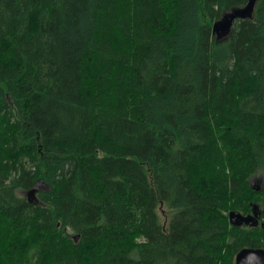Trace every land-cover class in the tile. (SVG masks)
<instances>
[{
	"label": "trees",
	"instance_id": "1",
	"mask_svg": "<svg viewBox=\"0 0 264 264\" xmlns=\"http://www.w3.org/2000/svg\"><path fill=\"white\" fill-rule=\"evenodd\" d=\"M249 1L0 0V264L264 249V0L213 33Z\"/></svg>",
	"mask_w": 264,
	"mask_h": 264
},
{
	"label": "water",
	"instance_id": "2",
	"mask_svg": "<svg viewBox=\"0 0 264 264\" xmlns=\"http://www.w3.org/2000/svg\"><path fill=\"white\" fill-rule=\"evenodd\" d=\"M257 0H250L247 6L243 8H235L227 14H224L221 19L213 25V33L217 35L218 40L224 39L232 30L236 20L251 18L255 10ZM38 189L34 187L27 195L30 201H35L36 192ZM261 208L258 204H254L252 211L248 215L232 211L229 213V221L233 226H261L264 228V223H261ZM235 264H264V249L263 248H244L235 258Z\"/></svg>",
	"mask_w": 264,
	"mask_h": 264
},
{
	"label": "rangeland",
	"instance_id": "3",
	"mask_svg": "<svg viewBox=\"0 0 264 264\" xmlns=\"http://www.w3.org/2000/svg\"><path fill=\"white\" fill-rule=\"evenodd\" d=\"M264 179V174L263 173H259V174H256L252 179H251V182L253 185H256L259 181H263ZM43 188L42 185L38 184L36 185V189H41Z\"/></svg>",
	"mask_w": 264,
	"mask_h": 264
}]
</instances>
